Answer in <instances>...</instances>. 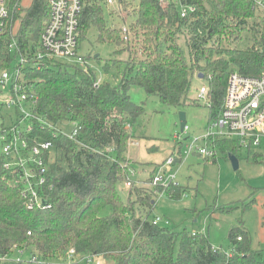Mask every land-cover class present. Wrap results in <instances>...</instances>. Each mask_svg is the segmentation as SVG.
Wrapping results in <instances>:
<instances>
[{"label": "trees", "instance_id": "trees-1", "mask_svg": "<svg viewBox=\"0 0 264 264\" xmlns=\"http://www.w3.org/2000/svg\"><path fill=\"white\" fill-rule=\"evenodd\" d=\"M21 1L8 0L9 21L0 37V69L9 68L17 55L37 50L49 17V0H32L23 11ZM117 4L132 19L127 24V39H123L121 27L110 25L108 17L114 10L105 0H82L76 50L85 65L91 57L81 56L80 51L87 33L94 29L95 42L114 45L115 57L127 53L125 62L94 57L105 74L124 66L116 84L104 81L94 86L96 77L87 66L58 60L44 61L39 70H25L20 88L38 97L34 105L38 115L56 126L70 123L73 129L70 138L63 133L52 137L54 130L47 127L41 132L54 145L46 158V208L27 207L12 183L13 172L5 170L0 159V255L27 251L35 259L9 264H49L64 260L70 249L75 252L72 261L102 256L114 264H264V248L252 250L241 225L230 229L231 249L225 253L213 248L203 234L170 229L165 218L154 224L157 217L149 218V212L162 188L147 189L139 180L132 181L129 168L134 170L137 163L125 157L132 138L125 127L144 113V104L130 98L132 87L157 97L168 108L196 106L198 100H189L187 94L194 75H203L209 101L204 106L210 122L219 113L233 67L244 76L262 73L264 17L257 15L260 10L255 0H117ZM189 5L195 12L181 18L180 6ZM247 35L252 47H231ZM11 40L17 45L13 59L7 49ZM213 144L216 153L237 159L242 152L235 140L216 138ZM180 147L175 145L179 155ZM246 154L261 162L262 156L255 150ZM203 161L214 164L216 156ZM128 179L131 186L124 202L118 185ZM163 192L169 199L179 200L187 188L170 184ZM106 208L110 213L102 214Z\"/></svg>", "mask_w": 264, "mask_h": 264}, {"label": "rangeland", "instance_id": "rangeland-1", "mask_svg": "<svg viewBox=\"0 0 264 264\" xmlns=\"http://www.w3.org/2000/svg\"><path fill=\"white\" fill-rule=\"evenodd\" d=\"M32 0H22L20 8L22 11L30 6ZM114 12L109 21L111 26L120 28L131 22L120 6L113 8ZM23 13V12H22ZM264 17V11L260 9L257 13ZM125 23H124V22ZM14 24V31L17 27ZM96 32L90 30L82 44L81 56L88 57L84 62L78 63L79 67H88L94 73L96 80L101 82L108 81L116 84L124 70L121 64L114 67L109 74L102 70V64H98L94 57L97 55L101 60L115 59L125 62L128 54L123 53L113 55L115 46L112 44H98L95 42ZM184 54L187 50L180 41ZM231 47L244 50L252 47L249 36H244V40L239 43H231ZM121 49V48H120ZM15 61L12 62L14 67ZM236 72L235 67L232 68ZM206 82L197 78H192L187 98L198 100L196 106L183 105L177 108L163 106L155 96H147L139 87H132L129 91L131 100L136 104H144V113L131 126L128 124L125 130L130 133L132 138L129 140L125 157L131 163L136 162L132 181L139 180L147 189H153L149 185V178L152 169L164 162L173 152L176 155L175 145H181L182 164L175 165L173 172L176 173L177 182L187 188L186 195L179 200L169 199L166 194L160 195L155 199L154 206L149 212V218H165L169 222V228L176 232L183 230L198 232L208 237L210 245L215 249H220L229 253L231 244L228 233L231 228L243 226L250 239L252 250L264 248V138L260 140L259 147L255 150L260 153V163H256L252 156L241 152L238 158V169L234 171L228 159L229 154L217 152L216 163H205L202 157L189 155L186 152L195 139L201 138L209 128V110L204 106V100L198 99V89ZM1 90V89H0ZM0 92V103L5 99L6 89ZM13 113L5 108H0L1 117L9 121L6 115ZM184 115L185 127L187 130L181 132L180 117ZM59 130L63 134H70L73 129L71 124H58ZM131 127V128H130ZM198 144H201L198 142ZM138 161V162H137ZM157 162L158 164H151ZM119 194L124 202L128 199V188L124 184L118 185ZM132 195L131 199H134ZM252 205H246L251 202ZM110 209L106 208L102 214H109ZM176 244L175 251L177 250ZM20 257L22 260H29V252L22 254H12L10 259ZM49 264H114L113 261L102 256H93L89 260L81 257L70 260L54 259Z\"/></svg>", "mask_w": 264, "mask_h": 264}, {"label": "built area", "instance_id": "built-area-1", "mask_svg": "<svg viewBox=\"0 0 264 264\" xmlns=\"http://www.w3.org/2000/svg\"><path fill=\"white\" fill-rule=\"evenodd\" d=\"M105 3L111 9L118 5L117 0H105ZM8 4V0H0V37L4 34L9 21ZM49 4V17L40 35L37 50L17 55L14 58V67L11 66L12 60L9 68L0 69V92L6 89L2 104L7 111H13L6 117L9 121H0V159L3 160V168L13 172L12 183L26 199L29 209L48 207L43 195V186L47 175L46 158L51 156L54 145L51 140L43 138L41 132L47 127L54 130L52 137H56L57 133L62 131L58 125L47 122L34 110L38 99L36 95L32 92H22L20 84L25 81V70L27 68L39 70L41 63L46 60H58L72 65L83 62L76 51L82 0H49ZM255 5L264 11V0H255ZM195 10L191 5L180 6V17L185 19ZM121 30L123 39L126 40L127 25H123ZM7 49L13 59V54L17 51L15 40H11ZM100 83H102L100 80H96L94 86ZM198 99L204 100L205 104L209 102L206 85L199 88ZM186 130L187 127H184L183 131ZM64 135L70 138V134ZM216 138L237 141L242 152L256 150L259 147L260 140L264 138V62L263 71L259 76H244L238 72L229 74L219 113L209 122L206 133L192 142L186 157L189 155H197L203 159L217 157L213 144ZM177 155L179 154L172 153L153 172L149 185L151 188L161 187L160 195L170 184L179 185L176 173L172 170L175 165L183 162L182 155H179L177 161ZM129 176L131 178L134 176L132 168H129ZM124 185L129 188L131 180L128 179ZM159 221L160 218L157 217L153 223ZM16 254L22 252L18 251ZM74 254L73 249L68 250L65 259L72 261ZM11 255H0V264L22 261L20 257L11 260Z\"/></svg>", "mask_w": 264, "mask_h": 264}, {"label": "water", "instance_id": "water-1", "mask_svg": "<svg viewBox=\"0 0 264 264\" xmlns=\"http://www.w3.org/2000/svg\"><path fill=\"white\" fill-rule=\"evenodd\" d=\"M96 57H97V55H96ZM197 78L203 79V75H200L199 74L197 76ZM180 121H181V126H180L181 132H183L184 127H185V118H184V115H181ZM228 159H229V161L231 163V166H232L233 170L234 171H237V169H238V159H237V157H235L234 155L229 154Z\"/></svg>", "mask_w": 264, "mask_h": 264}, {"label": "crops", "instance_id": "crops-1", "mask_svg": "<svg viewBox=\"0 0 264 264\" xmlns=\"http://www.w3.org/2000/svg\"><path fill=\"white\" fill-rule=\"evenodd\" d=\"M131 126V125H130ZM131 128V127H130ZM138 162V161H137ZM151 164H154V165H156V164H158L157 162L155 163V162H153V163H151Z\"/></svg>", "mask_w": 264, "mask_h": 264}]
</instances>
